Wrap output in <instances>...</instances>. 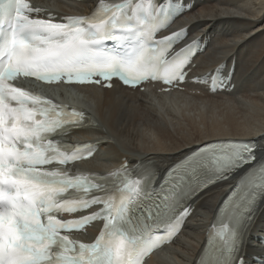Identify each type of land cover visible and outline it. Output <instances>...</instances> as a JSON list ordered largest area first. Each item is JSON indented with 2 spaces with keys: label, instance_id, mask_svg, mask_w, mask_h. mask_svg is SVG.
Here are the masks:
<instances>
[{
  "label": "snow or ice",
  "instance_id": "6c2138e0",
  "mask_svg": "<svg viewBox=\"0 0 264 264\" xmlns=\"http://www.w3.org/2000/svg\"><path fill=\"white\" fill-rule=\"evenodd\" d=\"M131 5L132 0L110 6L100 0L90 16L54 22V18H32L41 9L31 7L27 0H0V13H10L11 19L10 35L0 54L5 57L0 63V264H142L141 258L151 240L146 233L152 225L173 219L179 222V214L171 213L173 202L194 190H202L216 179H228L232 172L255 160L253 148L248 145L236 142L204 145L175 163L158 190H145L140 185L145 198L156 195L161 203L146 214L138 213L135 219L123 206L113 215L110 204L100 197L83 198L89 192L104 191L105 185L94 182L95 177L46 169L57 157H61V164L72 158L67 155V148L61 152L64 146L52 137L68 127L78 126L83 116L65 112L63 105L13 87L11 82L21 76L81 82L100 76L104 80L121 78L125 85H138L149 73L129 75L121 70L137 56L138 47L131 50L129 57L106 55L94 47L104 40L125 38L114 30L124 29L119 27L123 23L121 17L127 16L126 10H131ZM184 79L182 71L175 73L176 81ZM167 82L172 84L173 80ZM205 166L214 168L219 175L202 184L198 180L199 169ZM257 173L264 175V167H257L249 179L238 178L221 208L226 217L240 219L251 211L258 192L264 191V187L257 189L254 185ZM73 192H79L81 199L68 200L66 197ZM94 204L105 207L79 220L56 218L61 211L86 209ZM97 219H103V228L92 243L62 235L64 231L83 229ZM209 243L219 252V247ZM224 246L231 252L236 247L235 238ZM236 264H242V259Z\"/></svg>",
  "mask_w": 264,
  "mask_h": 264
},
{
  "label": "bare ground",
  "instance_id": "6f19581e",
  "mask_svg": "<svg viewBox=\"0 0 264 264\" xmlns=\"http://www.w3.org/2000/svg\"><path fill=\"white\" fill-rule=\"evenodd\" d=\"M99 1L56 0L42 8H50L59 17L87 14ZM183 2L186 8L173 28L187 30L184 44L196 40L203 45L190 66L184 90L141 91L116 85L111 89L87 86L75 92L56 91L82 104L90 114L89 126L75 137L96 142L99 149L83 163L84 168L106 173L128 165L162 177L200 145L220 139L254 140L258 160L264 158V0ZM217 70L225 79L231 77L228 86L234 84L232 90L210 92L205 80L211 81ZM195 77L199 81L191 82ZM253 167L249 165L241 174L207 186L190 202L194 211L180 236L145 264H199L212 225L224 222L217 216L230 185ZM88 233L92 238L96 230ZM240 240L238 257L245 264H264V191L241 224Z\"/></svg>",
  "mask_w": 264,
  "mask_h": 264
}]
</instances>
